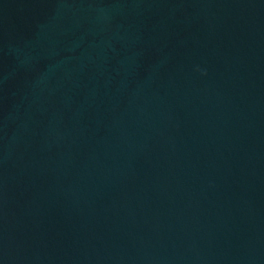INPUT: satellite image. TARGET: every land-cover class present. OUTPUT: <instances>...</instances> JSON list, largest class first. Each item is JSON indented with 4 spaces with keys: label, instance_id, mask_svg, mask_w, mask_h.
I'll use <instances>...</instances> for the list:
<instances>
[{
    "label": "water",
    "instance_id": "95a60500",
    "mask_svg": "<svg viewBox=\"0 0 264 264\" xmlns=\"http://www.w3.org/2000/svg\"><path fill=\"white\" fill-rule=\"evenodd\" d=\"M0 264H264V0H0Z\"/></svg>",
    "mask_w": 264,
    "mask_h": 264
}]
</instances>
